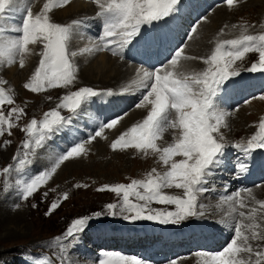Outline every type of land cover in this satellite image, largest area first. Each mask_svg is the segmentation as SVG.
I'll list each match as a JSON object with an SVG mask.
<instances>
[{
  "label": "snow or ice",
  "instance_id": "1",
  "mask_svg": "<svg viewBox=\"0 0 264 264\" xmlns=\"http://www.w3.org/2000/svg\"><path fill=\"white\" fill-rule=\"evenodd\" d=\"M92 2L98 8L95 19L100 22L101 31L97 36L88 38L91 43L81 48L80 54L107 52L123 59L127 50L128 59L148 65L136 70L138 81L134 83L141 93V99L134 107L140 109L150 105V109L145 118L119 135L110 147L113 151L134 149L145 157L155 156L164 171L153 167L143 179L98 187L96 191L99 193L114 194L116 202L105 204L103 211L73 219L67 229L54 238L53 246L59 249V259L45 258L40 264H72L70 256L78 251L87 230L93 222H102L104 217L121 218L128 223L148 221L176 226L195 218L200 221L198 227L210 232L218 230V225H224L229 231L226 244L215 252H197V256L203 257L198 264H264V199H258L248 188L223 196L220 203L226 205L229 211L219 220L206 211V205L202 202L204 194L209 192V181L214 173L227 165L229 147L242 154V158L234 162L240 173L250 172L249 164L256 167L258 163H264L257 161L253 155L257 149H264V117L259 120L258 131L246 144L229 145L226 132L230 131L231 112L220 107L230 94H241L245 87L236 79L241 75L238 61L244 60L250 53H256L259 62L252 63L247 71L264 73V33L244 34L247 31L244 29L239 38L220 41L211 55L198 58L185 54V48L179 45L169 47V30L154 23L163 21L166 26L168 20L165 18L171 17L182 6V0ZM224 2L232 8L237 0ZM13 3L14 0H0V68L18 63L23 69L26 57L33 52L30 46L41 45L42 51L36 53L40 57L38 66L23 88L34 94L50 89L69 91L59 98L55 108L44 112L40 120L32 118L19 127L18 122L26 115L25 110L13 106L5 114L4 107L15 105L16 101L12 89L3 87L7 81L0 79V137L12 136V130L17 127L25 137L12 157L13 163L2 169L5 176L13 170L23 172L25 166L32 163L30 157L35 156L37 150L68 123L61 109L75 114L93 98H111L107 99V103L116 106L121 102L116 97L130 91L97 90L88 86L71 90L77 83V66L73 58L78 53L69 51L68 44L73 38L74 29L85 21L74 20L70 24H62L54 22L49 15L54 9L68 6L71 0H45L36 14H33L29 0L23 10L22 23L6 26V13ZM145 25L150 27H143ZM197 27L193 26L186 34L187 40L194 38ZM181 43L185 42L182 40ZM162 50L167 51L168 55L157 67L152 60ZM196 59H201L207 68L187 71L183 62ZM252 98L264 100V95ZM127 115V111L116 113L100 123L86 141L74 143L67 150L54 155L50 167L19 185L21 198L27 201L33 197L65 161L86 155V144L97 137L104 138L105 129L115 128ZM168 130L172 131V142L160 146L157 141L163 140ZM11 143V140L4 139L0 146L7 147ZM75 187L88 186L76 184ZM4 189L7 191V181L4 182ZM170 189L179 190L182 195L169 194L166 190ZM47 195L45 192L44 196ZM67 198V194H64L60 200L51 202L45 215H52L62 200ZM154 204L165 207H153ZM205 220L208 222L204 223ZM95 264H147V261L135 255L103 253ZM169 264L178 262L171 260Z\"/></svg>",
  "mask_w": 264,
  "mask_h": 264
},
{
  "label": "rangeland",
  "instance_id": "2",
  "mask_svg": "<svg viewBox=\"0 0 264 264\" xmlns=\"http://www.w3.org/2000/svg\"><path fill=\"white\" fill-rule=\"evenodd\" d=\"M205 1L197 0V5H195V9L193 10V12H191L192 14H194L197 11L198 13L196 16H198L199 18H196V16L194 15H193L194 17L191 18L190 17L192 15L191 13L188 18L186 17L183 18L184 13L182 12L185 10V8L179 9L181 13H179L178 11V15H177V17L179 16L177 22L178 25L175 27V30L177 31L174 30L173 33V36L176 35V37L174 36L175 41H173V45H174L173 48L179 45L180 47H184L186 49L185 46L187 44L186 34L191 30L193 26L198 25L197 32L194 33L196 34L195 38L192 39L187 45V48L189 47L188 50L191 51L192 46H194L200 38V31L202 28L199 29V25L204 24V26H209L214 21L215 22L220 21L218 27L217 26L213 27L214 30L210 28L211 30L209 29L208 32L209 35H214L217 34L218 31H220L223 37L217 38V41L219 40L218 42H220L222 39L223 40L237 39L241 35L242 31H244V29H247L245 33L248 34L264 33V7H263L264 0H237V2L232 8H229L226 2H223L224 0L218 1V8H215L212 12L215 13L216 10L221 8L223 10L221 12L216 13V15L219 16H214L213 18H210L213 21L207 19V17H204L205 13L203 11L200 10H199L200 12L198 11L199 5L203 3L206 4ZM89 2L90 4L86 5L87 6L86 9H82L87 11L84 12L86 14L83 16V18L85 19L92 18L91 16L95 17L94 14L96 13V11H98V8L96 7L95 3H93L91 0ZM57 10L54 9L53 12L50 14V17L52 19L59 20L60 17L64 19L65 16L68 15L67 12L65 14L62 12V8H57ZM74 10L75 9L71 10L72 15L74 13ZM78 11L79 10L77 11L75 10L74 14H76V12L78 13ZM38 12L39 11H37V13ZM209 16L211 17L210 14L208 15V17ZM191 19H194L193 22L190 21ZM208 20H210V22ZM95 23H98V21H95ZM234 25L235 27H233ZM185 26L187 28H184ZM94 29L95 28L91 26L88 28H81L84 37H87L89 35L91 36L95 35ZM221 29H223V32H221ZM224 37H228V38L224 39ZM83 40H85V38ZM83 40L81 39L79 41H76L77 43L76 42L75 43L80 44L82 43ZM182 40L185 43L182 44L181 43ZM73 41L74 40L71 39L68 44L69 51L73 50V47L76 45L73 44ZM85 41L88 40L86 39ZM211 42L214 43L213 40H211ZM212 43L207 42L204 45V49L206 50L207 53V55L204 56L205 58L211 55L212 53L211 51V46L213 45ZM216 44H214V46ZM36 46L37 45H35V49ZM77 53L78 55L73 59L82 57L81 55L83 54H79V52ZM109 56L113 57L111 55ZM113 59L115 58L113 57ZM36 60H34V63L31 66V68L24 67L23 69H21L18 63L15 65V67L17 66L15 69L16 70L15 74L17 75H15V79H12L14 83L12 88H15L12 90V92L18 95L13 97H15L14 98L15 100H18L19 102L18 107L23 108L26 113V115L19 120L18 122L19 127H23L24 125H26L28 122H30L32 118L40 120L43 117L44 112H47L55 108L56 104L59 102V98L62 95L67 94V92L69 91V89H50L48 91L39 94H34L25 90L21 84V87L23 89L22 90L20 87V82L23 83L28 81V79L32 75L31 73L33 69L35 70L36 65L39 63V61ZM124 60L128 61L127 59ZM81 61H83L84 64L87 65V61L83 59ZM190 61L192 63L190 69L193 72V69L198 67L200 65L199 62H201L202 60L196 59ZM73 62L76 64L78 71L79 64H77L75 61ZM258 62H259L258 54L250 53L246 55L244 60L237 62V67L239 68L240 73H242L243 71H246L249 67H251L252 63H258ZM114 63H111L108 66L112 69V73L110 75L112 77L111 79L115 77V74H117L119 70L118 67H115L116 69H114L113 67ZM131 63L135 64V66L140 64L136 61H132V59H131ZM201 65L199 67V69L201 68L200 71L204 70ZM147 67H148L147 64H142L140 68H147ZM205 67L207 68V65H205ZM132 69H135V71L137 70L134 67H132ZM104 73H107L108 76L110 74L108 73V69L106 68ZM130 73L133 72L130 71ZM25 74H27L26 77L27 79L22 80V77L26 76ZM76 75H77V83L71 89L72 91L77 90L79 87H84V86L92 87L97 90H109V89L113 90L112 88H114L116 85L115 84L109 86L107 85L108 84L107 82H102L106 80V78H104L103 76L105 74L102 75L94 72V74L92 75L91 73L90 75H87V79L85 82L78 79V77L81 75L80 72L79 73L77 72ZM126 77L127 78H122L121 80V82L122 81L124 82V80L126 81L125 84L121 83L123 87L121 89H129V86L133 88L130 89V93L128 92L125 93L128 95L127 97L123 95L122 99H120V101L122 100L121 102L126 101L124 102L125 105L127 104L128 101L127 99L131 98L129 100L130 104L127 106V108H125L126 109L125 111H127L128 108L130 107L131 109L133 108L135 109L134 105L136 103H139L141 96L140 95L141 93L137 90V88L135 87L136 84L134 83L138 81V77L136 76V73L130 75L127 74ZM129 78H131V80H128ZM0 79H4L1 73H0ZM4 80H6L7 83L9 84L10 82L9 79H4ZM6 84L3 85L4 88H6ZM260 96L261 95H257L256 97H260ZM48 97H51V99H48ZM107 99H101V101H99V99L93 98L92 101L82 106V108L78 110L77 113L75 114L69 113L67 110L61 109L60 110L61 114L68 120V123H66L63 126V128H61L58 132L54 133L51 136V138L45 142V144L48 142L47 143L48 151L46 154L43 153L47 148L44 150L42 147L38 149L35 156L30 157L32 163L25 166L23 172H17L13 170L11 173L5 176L2 173V169L8 166L9 164L13 163L12 157L13 155L16 154L17 150L19 149V146L21 145L23 139L25 138L24 134L19 130V127H17L12 130L13 132L12 136L6 135L4 137H0V145H2L4 139H9L12 141L11 145L7 147L0 146V264H40V262L45 258L51 259L55 257L56 259H59V255H60L59 249L58 247L53 246L54 238L61 235L67 229V227L70 225L73 219L85 215H90L93 212L103 211L105 204L116 202L117 198L115 197L114 194L107 192L99 193L96 191L98 187H101L104 184L129 183L131 179H143L146 173L149 172L153 167H155L160 172L164 171V168L159 163H157V158L155 156L149 155L145 157L143 154L138 153L134 149H128L126 151H119V150L113 151L110 147V142H105V140H102L101 137H98L96 138V140L92 141V143L88 145L86 144V148L88 149L86 155H81L79 158H74L72 160L65 161L60 166V168L57 169L56 173L53 174V176L49 179V181L44 186H42L38 190V192L34 194L33 197H30L27 201H24L21 198L19 185L24 181H26L30 176L50 167L54 155L60 154L62 151L67 150L69 147H71L74 144V143L69 144L70 142L68 143V131L72 130V128L78 130L80 129V127H82L79 126L75 128V124L79 120L82 121L87 120L85 118L86 117L85 112H87L88 110L95 111V109L97 108L99 111H96L97 114H95L94 121L98 122L99 124L106 122L109 118H111L112 115L111 111L116 110V108H112L111 111L110 109L108 110V107L106 105L107 103L103 102V100L107 102ZM98 103L101 104L102 110L104 111L108 110V114L104 121L101 119L102 118L101 115H99L100 113L103 115L104 111L101 112V110L96 106L98 105ZM94 105L96 108L94 107ZM6 106L3 109L5 114L10 109L9 107ZM89 106H93V107L89 108ZM144 108L145 109L136 108L132 112L130 111L131 109L128 110L129 111L128 115L125 118H128L130 116L132 117V121L129 124L134 123V121H136L135 122L136 124L137 120L135 119H137V117L140 116L141 112L144 113V111L150 109V106ZM225 108H226L225 111H229V112L231 111V116H230L231 119L233 116L232 114L236 113L237 109L244 110L246 115L249 116V118L245 116L246 119L249 121V123L256 125V128L253 132H249L248 134H245L241 132V129H245L244 127L242 126L240 127V125L238 124H232L234 122L230 123V131L226 132V136L228 135L227 140L229 142V145H231L232 143L246 144L247 140L250 139L252 135L256 134V132L258 131L257 126L259 120L261 117H264V100H261L259 98L258 100L257 99L253 100V102L251 101V98L239 100L236 104H233L232 107H231V103H229L228 105L226 104ZM94 121L91 123L92 127ZM133 125L134 124H132L131 127ZM125 127L126 126L124 125L120 128H117L118 130L113 129L114 132H112L113 130L111 131L113 135L109 138L110 139L115 138L117 132ZM235 132L236 135L233 136V138H231L232 134ZM106 134L107 132H104L103 137L107 136ZM165 134L163 140L157 141V143L160 146L167 145V143H165L166 139L168 140V143L172 142V133L168 132L166 135ZM89 136L90 135H88V131H85V133L81 135V138L78 142L86 141L89 138ZM98 143L102 144L101 145L102 147L101 148L99 147V149L96 148V146H99ZM227 152H228V155L226 157V160L228 159L227 165L221 167L214 173V176L209 181L210 184L209 192L204 194V197L202 198V202L206 205V211L209 214H214L213 217L216 220L222 218L229 211L226 205L220 203L221 197L230 195L235 191L242 190L244 188H248V189L251 188L252 190L254 188H259L256 187L257 185L261 186L260 191L264 190L262 188L264 186V168L255 169L254 167L251 166V164H249V168L251 169L250 172L239 173V171L234 166V162L237 161L238 159H241L242 154H238L237 151L235 149L233 150L231 147L227 149ZM41 154L45 155V157L40 158L39 156ZM253 155H255L257 159L262 158L264 156V149H257L253 153ZM36 156L38 157L36 158ZM49 156H50V160H48ZM177 159L180 158L177 157ZM45 160L46 162H44ZM235 180L237 183L235 182ZM5 181H7V191H5L4 189ZM76 184L87 185L88 187L77 188L75 187ZM166 191L169 192V194L182 195V193L176 189H170ZM45 192L48 193L47 197L44 196ZM64 194H67L68 198L62 200L60 207H58L52 215L46 216L45 213L51 202H53L54 200H60L64 196ZM259 199H264V197ZM32 205H36V207H32ZM153 207L160 208L165 206L154 204ZM196 221L198 220H196L195 218H190V220L185 221L182 224L176 226V225H160L148 221H138L135 223H128L121 218L104 217L102 219V222H93L92 227H90L87 230L84 240L80 245L78 251L71 254L70 261L72 262V264L74 262H75L74 264H79V262L83 263L84 261H88L90 263L92 262V264H95V261L98 258H102L103 253H118L129 256L135 255L137 257L143 258L145 261H147V264H169V262L167 261L164 262V260L166 258L171 260L174 259L166 256L169 250V245L167 241L164 238L159 237L156 240L157 243L153 244V239L156 238L155 235H158V234H153L154 230L155 229L161 230L166 227L171 229L172 231H177L180 229L184 230L187 228L191 229L188 238L186 239L182 238L181 240L178 239L172 240L171 250L174 254L184 257V259L176 260L177 262L185 260V261H191L190 264H198V261H202L203 257L197 256L196 255L197 252L218 251L222 248V244H226L228 238L223 236V234H218V233H223L222 232L223 230L221 231L223 225H218L221 228H219L218 232L215 231V234L213 233L207 234L203 231H196L195 229L192 228L191 225H194ZM205 221L208 222L207 220ZM98 224L104 227L98 226ZM143 232L149 233L147 239L151 240V243L148 242L147 244L141 243L140 238H141V233ZM222 237L226 238V240L223 241ZM227 237H229V235ZM219 244H221V246L217 247V250H215L214 245H219Z\"/></svg>",
  "mask_w": 264,
  "mask_h": 264
},
{
  "label": "bare ground",
  "instance_id": "3",
  "mask_svg": "<svg viewBox=\"0 0 264 264\" xmlns=\"http://www.w3.org/2000/svg\"><path fill=\"white\" fill-rule=\"evenodd\" d=\"M90 0H88V1H85V0H71V3L68 5V6H66V7H64V8H62V12L65 14L66 12L68 13V15H66L65 16V18L64 19H62L61 17H60V19H62V20H57V19H53V21L54 22H59V23H62V24H70L72 21H74V20H81L82 18H81V16H84L86 13H84V12H87L86 10H82V9H86V5H89L90 4V2H89ZM92 1V0H91ZM193 1H197V0H182V6H180V7H178V10L175 12V13H173V15L171 16V17H168V18H165L166 20H168V24L165 26L164 25V22L163 21H159V22H154V23H158V24H160L161 26H164V27H166V29H168L169 30V33H170V41H171V43L169 44V47L171 46V48H173L174 47V45H173V41H175V39H174V36L176 37V35H174L173 36V33H174V30H175V27L178 25V18H179V16L177 17V15H178V11H179V9L180 8H190L191 9V5H192V3H193ZM203 1H205V0H203ZM214 1H216V2H214ZM218 1H221V0H208V1H205V3L206 4H201V5H199V8H198V11L200 10V11H203L204 13H205V15H204V17H207V19H210V18H213L214 16H219V15H216V13H218V12H221L223 9L221 8V9H218V10H216V12L214 13V12H212L215 8H218ZM29 2V0H14V3L12 4V6H11V8L9 9V12L8 13H6V16L8 17V19L5 21V25L6 26H11V25H19V24H21L22 23V18H23V16L25 15V12L23 11L24 10V7L27 5V3ZM31 2H32V10H33V14H36L37 13V11H39L40 10V8L43 6V3L45 2V0H31ZM224 2V1H223ZM91 4H92V2H91ZM256 4V3H255ZM258 4V3H257ZM262 4V3H261ZM260 4V5H261ZM264 7V6H263ZM73 9H75L76 11L77 10H79L78 11V13L76 12V14H74L75 13V10H74V13H73V15H72V13H71V10H73ZM88 9V8H87ZM93 9V8H92ZM194 9H195V7H194ZM193 9V10H194ZM57 10V9H56ZM82 10V11H81ZM58 11V10H57ZM60 11V10H59ZM199 11V12H200ZM89 12V11H88ZM92 12V11H91ZM84 13V14H83ZM179 13H181L180 11H179ZM183 13V12H182ZM197 11H196V13H194V14H192L191 15V18L192 17H194V16H196L197 15ZM51 14V13H50ZM49 14V15H50ZM54 14V13H53ZM52 14V15H53ZM58 14V13H57ZM88 14V13H87ZM211 15V17L209 16L208 17V15ZM95 15V14H94ZM194 15V16H193ZM92 17V19L93 20H96L95 19V17H93V16H91ZM181 17V16H180ZM203 17V18H204ZM58 18V17H57ZM216 18V17H215ZM196 19V18H195ZM193 20L194 19H191L190 21L191 22H193ZM211 20V19H210ZM210 20H208L209 22H210ZM220 20H221V18H220ZM86 21V24H82L80 27H78V28H76V29H74V36L73 37H75V39H73L74 41H73V44H76L77 42L76 41H79V40H83L84 38H85V40L87 39L88 41H85V40H83L82 41V43H80V44H76L74 47H73V51H76L77 50V52H79V50L81 49V48H83V47H86V46H89V44L91 43V41L88 39L89 37H92V36H97L98 35V33L101 31V28H100V22H99V24L97 23L96 24V29H94V32H95V35H89V36H87V37H84V34H83V31L81 30V28H88V27H90L89 25V23L87 22V20H85ZM98 21V20H97ZM211 21H213V20H211ZM207 22V21H206ZM219 22L220 21H214L213 23H209L210 25L209 26H204V24H200L199 25V29H201V31H202V33H201V31H200V38H199V40L197 41V43L194 45V46H192V49H191V51H189L188 50V48H187V45H188V43L190 42L189 40H187V44H186V49H185V54H187V55H191V56H195V57H197L198 56V58L199 57H204L205 55H207V53H206V50L204 49V45L208 42H210V43H212L211 42V40H213V42L214 43H212L213 45L211 46V51H213L214 49H215V46H214V44H216L218 41H217V38H219V37H223V35L220 33V31H218V33L217 34H214V35H209V29L210 28H212L213 29V27H215V26H217L218 27V25H219ZM203 23H205V22H203ZM224 23V22H223ZM208 24V23H207ZM180 26V25H179ZM143 27H150V26H148V25H145V26H143ZM211 30V29H210ZM214 30V29H213ZM90 31V30H89ZM175 31H177V30H175ZM214 32V31H213ZM176 33V32H175ZM216 33V32H215ZM10 35H12V33H9ZM195 36H196V34H193V37L195 38ZM193 38V39H194ZM226 38H228V37H224V39H226ZM221 39V38H220ZM178 40V39H177ZM221 41H223V39L221 40ZM76 42V43H75ZM174 44H175V42H174ZM177 44V43H176ZM182 46V45H181ZM31 48H32V50H33V52H32V55H30V56H28V57H26V61H25V67H27V68H31V66L33 65V63H34V60H38L39 61V59H40V57H38L37 56V51L39 52V51H42V46L41 45H37L36 46V49H35V45L34 46H30ZM68 48H69V46H68ZM209 50V49H208ZM126 53H127V51H125V57L124 58H127V55H126ZM79 54H80V52H79ZM109 55H111L110 53H107V52H101V53H94V54H83V55H81L82 57L81 58H76V59H73V61H75L77 64H79V70L77 71L78 73L80 72L81 73V75L78 77V79L79 80H82L83 82H85L86 81V79H87V75H90L91 73H92V75L94 74V72H96L97 74H105V75H103L104 76V78H106V80L105 81H102V82H107L108 84L107 85H109V86H111V85H115V87L114 88H112L113 89V91H115V92H119L120 90H121V88H123L122 87V85H121V83L123 82H121V80H122V78H127L126 76H127V74H133V73H136V71H135V69H132V67H134V68H136V69H138V68H140L141 67V65H142V63H140L139 65H136L135 66V64H133V63H131V60H130V62L129 61H125L124 59L123 60H120L121 58L120 57H116V56H113L115 59H113V57H110ZM168 55V52L167 51H164V50H162V51H160L158 54H157V56L152 60V63L153 64H156V63H158V62H161V61H164L165 60V57ZM197 55V56H196ZM112 56V55H111ZM205 58V57H204ZM85 60V61H87V65L86 64H84V62L83 61H81V60ZM200 60V59H199ZM115 62V63H114ZM198 62V61H197ZM196 62V63H197ZM111 63H114L113 64V67H114V69H116L115 67H118V73L117 74H115V77L113 78V79H111L112 77L110 76L111 75V73H112V69L110 68V67H108ZM121 63V64H120ZM184 63V67H185V69L187 70V71H189V72H192L191 71V69H190V67H191V65H192V63H191V61H184L183 62ZM200 64H201V62H199ZM203 63V62H202ZM16 65V64H15ZM15 65H13V66H11V67H5V68H0V73H1V75L3 76V78L4 79H9L10 80V82H9V84L7 83L6 84V88L8 89V88H11L12 90L13 89H15V88H12V86L14 85V83H13V81H12V79H15V75H17V74H15V69H16V67H15ZM132 67H131V66ZM197 65V64H196ZM87 66H89V67H87ZM138 66V67H137ZM202 67H203V69H205L206 67H205V65L203 64V65H201ZM105 68L106 69H108V73H110L109 74V76L107 75V73H104L105 72ZM189 69V70H188ZM201 69V68H200ZM18 70V69H17ZM30 70V69H29ZM28 70V71H29ZM132 70H134V71H132ZM130 71L131 72H133V73H130ZM123 72V73H122ZM18 73V72H17ZM24 73V72H23ZM116 73V72H115ZM122 73V74H121ZM24 75V74H23ZM26 76L24 77H22V80H26L27 78V74H25ZM29 75V74H28ZM91 77V76H90ZM17 78V77H16ZM236 79H239L240 80V82L243 84V85H245V87H244V89H243V91H242V93L241 94H230L229 95V97L224 101V104L223 105H225V107H226V104L228 105L229 103H231L232 104V102L233 101H236V98H235V96H238V99L237 100H240V99H242V98H249L250 96H253V95H264V75L263 74H261V73H259V74H254V73H250V72H245V71H243L242 73H241V75L238 77V78H236ZM128 80H131V78H129ZM125 81V80H124ZM100 83V82H99ZM84 84H86V83H84ZM117 84H119V85H117ZM123 84V83H122ZM100 85V84H99ZM106 85V84H105ZM108 86V87H109ZM135 87H136V85H135ZM128 88V87H127ZM137 88V87H136ZM140 92V91H139ZM128 93H130V91L128 92ZM141 95V94H140ZM256 95V96H257ZM124 96L125 97H127L128 95L127 94H124ZM131 97V96H130ZM97 99H99V101H101V99H107V98H97ZM109 99H111V98H109ZM116 99H118V100H120V99H122V96H120V97H116ZM131 98H128L127 100V104H125L124 105V102H126V101H123V102H121V103H119L118 105H116V106H112V105H109L106 101H104L103 100V102H105V103H107L106 105H107V107H108V110L110 109V111H111V109L112 108H116V110H113V111H111V113H112V115H111V117H113L116 113H122L123 111H125L126 109L125 108H127V106L130 104V102H129V100H130ZM233 100V101H232ZM258 100V99H257ZM122 101V100H121ZM253 102V101H252ZM256 102V101H255ZM97 106V105H96ZM150 106V105H149ZM93 106H89V108H92ZM94 107H95V105H94ZM100 110H101V112H103L104 110H102V108H101V106L99 107V106H97ZM109 107H111V108H109ZM96 108V107H95ZM147 108V107H146ZM143 109H145V108H143ZM226 109V108H225ZM232 109V108H231ZM108 110H105L104 112H103V115L100 113L99 115H101V119L104 121L105 120V118H106V116H107V114H108ZM96 111H99L97 108L95 109V111H91V110H88L87 112H85V114H86V121H82V120H79L78 122H76V124H75V128L76 127H79V126H82V127H80V129H78V130H75L74 128H72V130H67L68 131V143L69 144H71V143H77V141H79L80 140V138H81V135L83 134V133H85V131H88V129H89V127H90V125H91V123L94 121V118H95V114H97L96 113ZM149 111V109H147L146 110V112H148ZM82 112V111H81ZM84 112V111H83ZM139 112H141V111H139ZM231 112V111H230ZM84 114V113H83ZM233 116H232V119H231V117H229V124L230 123H232V122H234V123H232V124H238V125H240V127L242 126V127H244L245 129H241V132L242 133H245V134H248L249 132H253L254 130H255V127H256V125L255 124H250L249 123V121L246 119V117L247 118H249V116L248 115H246V113H245V111L244 110H238L236 113H234V114H232ZM246 116V117H245ZM84 118V117H83ZM101 120V121H102ZM101 121H99V122H101ZM132 121V117L130 116V117H128V118H124L115 128H113V129H116V130H118L117 128H120V127H122V126H124V125H126V124H129L130 122ZM95 122V121H94ZM238 122H240V123H238ZM84 125H86L85 127H84ZM235 128V127H234ZM113 129H111V130H109V129H105V132H107V136L108 137H111L113 134L111 133V131L113 130ZM112 132H114V130L112 131ZM172 133V131L171 130H168L167 132H166V134L167 133ZM165 134V135H166ZM236 135V132L235 133H233L232 134V136H231V138H233V136H235ZM228 136V135H227ZM52 142V141H51ZM60 142V141H59ZM165 142V141H164ZM243 142V141H242ZM48 143V142H47ZM47 143L44 145V147H43V149L45 150L46 148H47ZM68 143H67V146H68ZM165 143H167L168 144V140L166 139V142ZM61 144V143H60ZM65 144V143H64ZM98 145L99 146H96V148L97 149H99V147L101 148L102 146V144H99L98 143ZM56 146V145H55ZM60 146V145H59ZM58 147V146H57ZM61 147V146H60ZM60 147H59V150H60ZM65 147V146H64ZM50 148H51V145H50ZM234 150V149H233ZM38 151V150H37ZM47 151H48V148L44 151V153L43 154H46L47 153ZM62 151V150H61ZM232 153V152H231ZM43 154H41L39 157L40 158H44L45 157V155H43ZM263 155V154H262ZM52 156V155H51ZM38 156H36V158H37ZM257 159V158H256ZM48 160H50V156H49V159ZM228 160V159H227ZM257 161H264V156H263V158H260V159H257ZM44 162H46V160L44 161ZM49 162V161H48ZM47 164V163H46ZM68 164V163H67ZM227 168V167H226ZM255 169H258V168H264V163H258L257 164V166L256 167H254ZM258 171V170H257ZM240 173V172H239ZM259 173V172H258ZM243 175H246V174H243ZM248 175V174H247ZM254 177V176H253ZM256 177V176H255ZM247 178V177H246ZM252 178V177H251ZM262 178V177H261ZM256 180V179H255ZM234 181V180H233ZM235 182H236V180H235ZM237 183V182H236ZM243 184V183H242ZM247 184V183H246ZM210 185V184H209ZM220 186V185H219ZM249 186V185H248ZM239 187V186H238ZM254 187V186H253ZM226 188V187H225ZM263 189H264V186L262 187ZM251 189V188H250ZM213 190V189H212ZM227 191V190H226ZM253 193H254V195L259 199V198H262V197H264V190H262V191H260V187L259 188H254L253 190ZM211 192V191H210ZM218 192V191H217ZM208 195V194H207ZM215 195V194H214ZM214 198H215V196H214ZM218 198V197H217ZM210 199V198H209ZM218 200V199H217ZM213 201V200H212ZM213 203V202H212ZM207 204H208V202H207ZM208 206V205H207ZM223 206V205H222ZM225 208V207H224ZM223 208V209H224ZM218 210H219V208H218ZM8 212V211H7ZM211 212V211H210ZM227 212V211H226ZM16 214V213H15ZM11 216V215H10ZM214 218V217H213ZM219 219V218H218ZM193 223V222H192ZM200 223V221H196L195 222V224L194 225H192V228L193 229H197V230H201V231H203V232H205V233H210V231H208V230H206V229H202L201 227H198L197 225ZM204 223H207L206 221H204ZM219 228H221V227H219L218 226V230H219ZM218 230H214V231H217L218 232ZM223 230V231H222ZM221 231L223 232V233H218V234H223V236H225L226 238H228L227 236L229 235V231H228V229L223 225V227L221 228ZM149 232H150V230H149ZM212 232V231H211ZM178 235L179 236H185L186 235V232H184V231H182V232H178ZM202 235H203V233H202ZM210 235V234H209ZM188 240V239H187ZM225 244H222V247L224 246ZM73 259H75V258H73ZM89 259V258H88ZM203 259V258H202ZM92 260V259H91ZM75 263V262H74ZM73 263V264H74ZM190 264L191 263V261H185V260H182V261H179L178 262V264ZM79 264H92V262L90 263V262H88V261H84L83 263H80L79 262Z\"/></svg>",
  "mask_w": 264,
  "mask_h": 264
}]
</instances>
